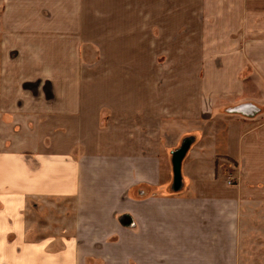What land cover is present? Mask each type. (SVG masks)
<instances>
[{"label": "crops", "instance_id": "obj_1", "mask_svg": "<svg viewBox=\"0 0 264 264\" xmlns=\"http://www.w3.org/2000/svg\"><path fill=\"white\" fill-rule=\"evenodd\" d=\"M0 264H264V0H0Z\"/></svg>", "mask_w": 264, "mask_h": 264}, {"label": "rangeland", "instance_id": "obj_2", "mask_svg": "<svg viewBox=\"0 0 264 264\" xmlns=\"http://www.w3.org/2000/svg\"><path fill=\"white\" fill-rule=\"evenodd\" d=\"M125 45H127V50H129V45L130 44H125ZM147 45H148L149 48H151V49L153 48L151 46V44H147ZM156 45L157 44H154V46H156ZM158 45H162V44H158ZM164 45H165V47H169L170 46L169 48L174 47L176 49V45L177 44H164ZM86 50L88 51L87 52L88 53V57L85 60H81L80 64L82 66H87L88 65L89 67L92 68V67L98 66L99 63H101V65H104V63H108V62L113 63V60H108V59H105V58H103L101 56L100 49H99V46H98L97 43L89 44L88 48ZM121 50H125V46L124 45H122ZM139 50L143 51L138 56L139 66H146L148 62L152 61L151 59L156 61V59H155L157 57L156 54H155L156 53V49L153 50L154 54L152 55L151 54L152 51H151L149 53L148 57L146 55V50H147L146 49V44H139ZM131 61L134 62V60H121V63L118 62L117 65L119 66L121 64V66H130V62ZM158 61H159V64L161 65V64H163L162 62H165V61H166L165 64H172L173 60L170 59V58L165 59L162 55H160L159 58H158ZM141 63L143 65H140ZM75 64H76V61H75ZM187 65H188V63H187ZM49 95H51V91L46 88V91L44 93L43 98L46 99V98L49 97Z\"/></svg>", "mask_w": 264, "mask_h": 264}]
</instances>
